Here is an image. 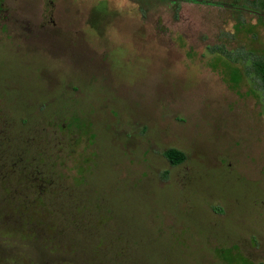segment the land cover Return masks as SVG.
<instances>
[{
    "label": "rangeland",
    "instance_id": "374dc122",
    "mask_svg": "<svg viewBox=\"0 0 264 264\" xmlns=\"http://www.w3.org/2000/svg\"><path fill=\"white\" fill-rule=\"evenodd\" d=\"M0 6L1 134L29 129L68 188L20 205L0 264L264 263V5Z\"/></svg>",
    "mask_w": 264,
    "mask_h": 264
},
{
    "label": "flooded vegetation",
    "instance_id": "af4514ba",
    "mask_svg": "<svg viewBox=\"0 0 264 264\" xmlns=\"http://www.w3.org/2000/svg\"><path fill=\"white\" fill-rule=\"evenodd\" d=\"M1 12L4 13L5 10H3L2 8L0 9V20L4 19ZM0 121H4L10 126L9 121H7L6 119L2 120L0 117ZM28 130L19 128L17 130V132L20 131L22 137L24 138L22 139L24 141L23 146H20L15 138L17 132L14 134V136L10 135V127L9 129H7L8 134H6L5 136L2 135L0 131V140L4 141V144L2 145L3 148L0 147L1 230H13L15 228L13 227L14 225H17V219L15 218L20 217V215H17L20 213L19 210H21L20 205H22L23 203L27 204V202L29 201L28 199L46 200L45 202L47 203L56 201V207L58 208L57 210H59L60 202H62L66 197H63V195L66 192L65 189L68 188L61 186L63 183L61 181H58V178L61 177V157L59 161H57L56 158V163H54V157L51 154H48L46 151L42 152L40 149H37V151L32 149L31 142L33 141V139H35V135L29 133ZM53 130L54 131L51 136L55 137L54 143L59 148L58 152L62 151L65 146L63 137L57 139V131L61 132V127H59L57 131L55 129ZM11 139L13 140L12 143L10 141H7ZM13 143H15L16 145L13 146ZM31 153H33V155ZM38 157H41V159L37 161ZM38 162H41V164H39ZM46 162L48 163V165L46 164ZM52 173H55V176H53ZM61 179L62 178H60V180ZM10 193H12L11 196L6 197ZM32 261H34V259ZM39 262H41L42 264L47 263L44 262V260H40ZM59 264H73V262L70 260L66 261V259H60Z\"/></svg>",
    "mask_w": 264,
    "mask_h": 264
},
{
    "label": "trees",
    "instance_id": "16d2710c",
    "mask_svg": "<svg viewBox=\"0 0 264 264\" xmlns=\"http://www.w3.org/2000/svg\"><path fill=\"white\" fill-rule=\"evenodd\" d=\"M254 1L257 4L264 5V0H254ZM255 69L258 72L259 78L264 86V62H259V61L256 62ZM163 154L171 164H178L182 162L184 159V154L175 148H169L165 150ZM260 264H264V263H260Z\"/></svg>",
    "mask_w": 264,
    "mask_h": 264
}]
</instances>
